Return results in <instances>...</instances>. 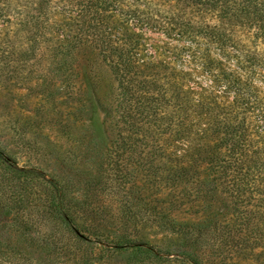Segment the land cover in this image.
Returning <instances> with one entry per match:
<instances>
[{"label": "rangeland", "instance_id": "374dc122", "mask_svg": "<svg viewBox=\"0 0 264 264\" xmlns=\"http://www.w3.org/2000/svg\"><path fill=\"white\" fill-rule=\"evenodd\" d=\"M40 5L53 34L63 20L60 0H0V264H264V179L236 192L232 175L205 163L229 155L227 140H206L214 119L196 118L187 101V90L210 91V83L180 59L152 53L180 44L139 34L155 66L162 119L123 140L118 114H107L115 79L92 48L110 30L123 37L121 18L92 26L96 39L64 55L49 34L29 46L33 31L19 18ZM186 12L230 29L255 54L247 69L264 118V0L247 23ZM260 141L245 155L264 158ZM180 166L183 175H173Z\"/></svg>", "mask_w": 264, "mask_h": 264}, {"label": "trees", "instance_id": "16d2710c", "mask_svg": "<svg viewBox=\"0 0 264 264\" xmlns=\"http://www.w3.org/2000/svg\"><path fill=\"white\" fill-rule=\"evenodd\" d=\"M256 1L60 0L63 20L53 34L50 32L51 24L42 23L43 16L48 13L46 6L33 8V13L30 15L27 12L25 18H19V23L33 31L29 38L30 48L39 46L40 38L49 34V41L54 47L68 55L65 54L67 50L73 53L80 48L79 45L95 38L92 26L104 24L110 19L115 21L116 16L121 18L123 37H117L110 30L103 38L104 43L92 48L107 64L115 79L116 90L107 114L111 118L118 114L120 128L124 131L123 140H137L138 137H135L140 131L144 133L150 126L159 125L162 119L160 99L156 94L159 84L151 79L155 66L142 54L139 34H160L171 42L179 43L176 52L153 50L152 53L159 56L162 62L180 59L191 72H204L211 90L198 93L189 89L186 91L187 101L198 109L196 118L206 120L210 116L214 119L213 124L205 129L206 140H227L223 146L229 153L227 159L211 157L205 163L220 166L225 176L232 175L235 178L233 190L241 192L261 185L260 177L264 179V158L245 155L253 140H264V118L258 116L256 108L260 96L249 81L251 68L249 75L247 69L256 56L241 49L230 29L196 22L187 17L186 10L211 12L228 24L247 23L254 17L251 8ZM259 15L263 18V14ZM260 33L264 37V28ZM113 37L118 40L112 42ZM260 61L264 65V60ZM191 72L186 73L185 79ZM227 94L231 95V100H227ZM154 138L164 140L158 136ZM260 143L264 144V141ZM185 170V166H180L172 169V173L183 175Z\"/></svg>", "mask_w": 264, "mask_h": 264}]
</instances>
